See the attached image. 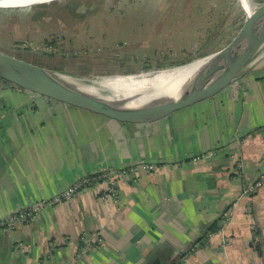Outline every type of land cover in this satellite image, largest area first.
Listing matches in <instances>:
<instances>
[{"label":"crops","instance_id":"1","mask_svg":"<svg viewBox=\"0 0 264 264\" xmlns=\"http://www.w3.org/2000/svg\"><path fill=\"white\" fill-rule=\"evenodd\" d=\"M107 169L118 199L94 185L1 224ZM263 173L264 49L220 92L154 124L0 81V264H264V182L246 191Z\"/></svg>","mask_w":264,"mask_h":264},{"label":"rangeland","instance_id":"2","mask_svg":"<svg viewBox=\"0 0 264 264\" xmlns=\"http://www.w3.org/2000/svg\"><path fill=\"white\" fill-rule=\"evenodd\" d=\"M242 22L239 0H54L0 7V50L98 88L173 67L157 63L184 48L182 59L214 52Z\"/></svg>","mask_w":264,"mask_h":264},{"label":"water","instance_id":"3","mask_svg":"<svg viewBox=\"0 0 264 264\" xmlns=\"http://www.w3.org/2000/svg\"><path fill=\"white\" fill-rule=\"evenodd\" d=\"M239 2L242 7L243 22L235 35L214 52L190 62L155 71L157 73L166 69L192 65L189 74L173 91L145 104L130 105L126 101L92 95L76 85L85 84L75 82L59 71L2 50H0V79L119 123L154 124L217 94L262 54L264 49V1L254 8L251 7L250 13L245 11L242 1L239 0ZM152 73L141 75L149 76ZM147 264L172 263L167 255H156Z\"/></svg>","mask_w":264,"mask_h":264},{"label":"bare ground","instance_id":"4","mask_svg":"<svg viewBox=\"0 0 264 264\" xmlns=\"http://www.w3.org/2000/svg\"><path fill=\"white\" fill-rule=\"evenodd\" d=\"M52 0H0V7H20L30 6L40 3H49ZM247 4L246 12L252 9L249 0H244ZM192 65L174 69H166L151 75H130L125 78L106 80L100 83V87L93 88L79 85L80 89L97 96L110 97L116 100L126 101L130 105L145 104L157 100L161 96L167 95L189 74ZM120 77V76H119ZM87 80V79H86ZM89 81V80H88ZM71 82V81H69ZM72 83V82H71ZM149 93L148 95H146ZM148 96V98H146Z\"/></svg>","mask_w":264,"mask_h":264},{"label":"built area","instance_id":"5","mask_svg":"<svg viewBox=\"0 0 264 264\" xmlns=\"http://www.w3.org/2000/svg\"><path fill=\"white\" fill-rule=\"evenodd\" d=\"M19 89H23L21 87H18ZM200 156V155H199ZM199 156H196L199 158ZM144 167L148 169H152L154 167L153 164H146ZM137 166H130L123 170V172L129 171V172H137ZM116 174H118V171L113 169H107L101 172L96 173H89L75 181L73 184H71L69 187H67L65 190H63L58 195H55L54 197L50 199H42L31 206L27 208H23L17 212H14L5 218L1 220V224L9 227L14 228L17 224L22 222H28L32 219H34L37 214L40 212V210L49 203H60L65 200L72 199L78 192H80L82 189L91 187L94 185H104L103 190V196L104 197H110L113 199H118L119 196V189L117 186V181L115 179ZM264 182V173L261 174L258 179L250 184L247 188V192H252L257 188L259 185H261ZM227 220V217L224 216L222 219V223L224 224Z\"/></svg>","mask_w":264,"mask_h":264},{"label":"trees","instance_id":"6","mask_svg":"<svg viewBox=\"0 0 264 264\" xmlns=\"http://www.w3.org/2000/svg\"><path fill=\"white\" fill-rule=\"evenodd\" d=\"M186 53H192V50H190V49H181V50H179V52H178V54H174L173 56H168V57H166V59H165V62H160V63H157V65L159 66V67H170V66H175V65H179V64H182V63H184V62H187V60H191V56H189L188 55V57H187V59H182L183 58V54H186ZM0 81H4V82H6V83H8V84H11V85H14V86H16V87H19V86H17V85H15V84H13V83H11V82H9V81H6V80H3V79H0Z\"/></svg>","mask_w":264,"mask_h":264},{"label":"flooded vegetation","instance_id":"7","mask_svg":"<svg viewBox=\"0 0 264 264\" xmlns=\"http://www.w3.org/2000/svg\"><path fill=\"white\" fill-rule=\"evenodd\" d=\"M52 1H54V0H52ZM50 2H51V1H50ZM50 2H49V3H50ZM80 8H81V6H80ZM85 11H86V10H83V9H82V10H81V9L79 10V12H81V13H85ZM86 12H88V13H89V12L92 13V12H95V10H90V11L87 10ZM113 12H114V11H111L110 13L112 14ZM111 14H110L109 16H107V19H106V20H108L109 18H111ZM114 18H115V16H114L112 19H114ZM106 20H105V21H106ZM108 21H109V20H108Z\"/></svg>","mask_w":264,"mask_h":264}]
</instances>
